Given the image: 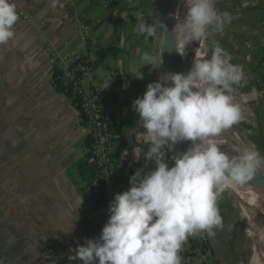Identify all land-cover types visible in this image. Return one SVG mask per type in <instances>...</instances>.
Listing matches in <instances>:
<instances>
[{"label":"crops","instance_id":"crops-1","mask_svg":"<svg viewBox=\"0 0 264 264\" xmlns=\"http://www.w3.org/2000/svg\"><path fill=\"white\" fill-rule=\"evenodd\" d=\"M14 2L20 17L15 43L0 45V259L4 264H82L69 257L85 238L100 236L115 194L129 188V178L137 169L146 173L155 167L144 160L149 144L132 102L143 95L148 83L156 82L165 13L160 0H124L120 11L106 0H80V12L102 20L93 33L98 89L103 95L121 91L124 98L122 140L107 183L110 197L106 206L100 201L92 207L90 220L82 222L85 179L79 163L87 161V131L73 99L56 88L48 57L50 47L61 48L67 42L70 49L81 47L78 17L64 18V0L55 9L51 0ZM215 6L233 17L217 37L244 73L234 92L244 110L236 126H243L264 151V0H215ZM20 13L32 17L24 19ZM145 20L161 25L155 37L146 38L139 31ZM145 52L153 58L150 63L141 60ZM29 56L35 67L27 66ZM139 72L143 79L136 78ZM175 151L183 152L178 145ZM218 207L221 213L220 203ZM228 218L224 214L222 226L212 236H189L181 251L203 238L210 247L205 264H234L244 240ZM10 236L15 237L11 245ZM49 242L66 260L42 255Z\"/></svg>","mask_w":264,"mask_h":264},{"label":"clouds","instance_id":"clouds-1","mask_svg":"<svg viewBox=\"0 0 264 264\" xmlns=\"http://www.w3.org/2000/svg\"><path fill=\"white\" fill-rule=\"evenodd\" d=\"M181 2L186 9L183 17L170 18L175 20L171 28L174 50L182 55L192 42L205 40L209 29L223 32L233 19L216 8L215 0ZM59 3L51 0L50 7L55 9ZM19 18L14 0H0V45L15 43ZM160 26L145 20L139 31L152 38ZM152 59L147 52L141 57L146 63ZM231 60L219 44L210 58L195 53L187 74H168L169 86L160 80L148 83L143 95L132 102L149 144L144 160L155 167L146 173L137 169L130 176L129 188L109 202L110 215L100 236L85 238L69 259L82 264H183L180 252L189 236H212L222 226L217 203L221 193L264 172L259 150L235 147L232 155L221 150L220 134L244 118L234 96L244 73ZM26 64L36 66L32 56ZM136 78L143 79V74L139 72ZM184 141L191 146L175 151V145ZM14 242L10 236L8 244Z\"/></svg>","mask_w":264,"mask_h":264},{"label":"built area","instance_id":"built-area-1","mask_svg":"<svg viewBox=\"0 0 264 264\" xmlns=\"http://www.w3.org/2000/svg\"><path fill=\"white\" fill-rule=\"evenodd\" d=\"M66 13L64 18L78 17L79 49H70L69 43L61 48L48 49L49 61L60 77L80 111L82 124L86 128L88 145L86 159L93 169L90 178L82 182L85 198L80 209L82 222L90 220V210L101 201L102 195L110 197L107 188L110 170L117 159L118 137L123 123L124 98L121 91L103 95L96 84V62L93 53L96 51L94 29L101 19H90L80 12V0H64ZM109 5H118L120 0H106ZM24 19H30L20 13ZM103 189L105 192L103 193ZM42 255L52 256L60 261L66 260L58 253L52 243L43 247ZM183 264H205L209 260L210 247L203 238H196L189 249L180 253Z\"/></svg>","mask_w":264,"mask_h":264},{"label":"rangeland","instance_id":"rangeland-1","mask_svg":"<svg viewBox=\"0 0 264 264\" xmlns=\"http://www.w3.org/2000/svg\"><path fill=\"white\" fill-rule=\"evenodd\" d=\"M123 5L124 0H120L119 6L115 4L112 6H115L117 11H120ZM101 9V11L104 10V8ZM217 36L218 32L215 31L214 28L209 29L207 38L203 40L205 45V56H207L208 58H210L211 56L212 49L217 44H219ZM160 47L161 45L157 49L158 57L160 53ZM97 50L98 48L96 45V51ZM154 75L156 78L157 70L155 71ZM234 96L236 97L235 94ZM223 132L228 133L230 137H232L235 141H237L235 138H239L243 143L250 144L253 148L259 150L261 155L264 156V151L260 149L258 143L251 141V137L245 133V128L243 126L237 127L235 124L231 128L224 130ZM243 195H247L251 200H264L263 194L251 193L247 190V188L244 187V185H242L232 186L226 189L223 193H221L218 198L219 202H217L221 205L220 214L222 219L224 218V214L228 215L229 218H231L230 222L231 220L232 222H235L237 230L239 231L238 234L241 235L242 239L244 240L242 254L235 257L234 264H264V220L261 219L260 216H258L251 207L247 206L244 203L242 199Z\"/></svg>","mask_w":264,"mask_h":264},{"label":"bare ground","instance_id":"bare-ground-1","mask_svg":"<svg viewBox=\"0 0 264 264\" xmlns=\"http://www.w3.org/2000/svg\"><path fill=\"white\" fill-rule=\"evenodd\" d=\"M163 11L166 16H174L176 15L180 9L184 6L181 0H160ZM195 53L198 56H205V45L204 41L198 42H192L187 48L185 54H180L177 51H174L172 55L171 64L168 70V74H174V73H184L187 74L188 71L192 67L193 59L195 57ZM167 74V75H168ZM171 84V81L166 80V86H169ZM220 138L223 140V144L226 145L230 150L233 151L235 147H243V146H251L250 144H245L242 142L241 139L235 138L237 141L233 140L232 137L228 133L222 132L220 134ZM252 147V146H251ZM245 188H247L248 191L251 193L256 194H263L264 192V185L260 183H247L244 185ZM264 195V194H263ZM244 203L251 207L254 212L260 216L261 219L264 220V200H251L247 195H243L242 197ZM261 228V227H260ZM263 230V228H262ZM258 231V230H257ZM261 231V230H260ZM264 234V233H263ZM261 246V244H260ZM264 257V256H263ZM256 263V261H255Z\"/></svg>","mask_w":264,"mask_h":264},{"label":"water","instance_id":"water-1","mask_svg":"<svg viewBox=\"0 0 264 264\" xmlns=\"http://www.w3.org/2000/svg\"><path fill=\"white\" fill-rule=\"evenodd\" d=\"M186 11L185 7L183 6L180 11L177 13V20L180 19V17H183V13ZM164 23H166L168 30H166L164 26V35L162 40V45L160 49V56H159V65H158V72L156 76V81H162L166 86V79L165 77L168 74V70L171 64L172 55L174 53V41H173V35L171 32V28L174 26L175 20H170L168 16H164ZM162 60V64L160 61ZM235 141V140H234ZM236 143V141H235ZM180 149L183 151L187 150L188 147L191 146L189 141H184L177 144ZM221 150L227 152L229 155L234 154L232 150H230L226 145L221 146ZM260 183L264 185V172L257 173L254 175L253 179L250 181V183ZM105 192V189H103V193ZM264 194V192H263ZM108 200L107 195H102L101 202L103 205L106 206Z\"/></svg>","mask_w":264,"mask_h":264},{"label":"trees","instance_id":"trees-1","mask_svg":"<svg viewBox=\"0 0 264 264\" xmlns=\"http://www.w3.org/2000/svg\"><path fill=\"white\" fill-rule=\"evenodd\" d=\"M53 78H54V84L56 85V88L61 92H66L71 97L69 92L66 90V87H65V85H64V83L60 77V73L55 69L53 71ZM73 102H74V100H73ZM121 140H122V138H121V136H119L118 142H121ZM118 149L119 148H117V151H119ZM79 168H80V172H81L84 179H88L91 177L93 169L88 164V161H81L79 163Z\"/></svg>","mask_w":264,"mask_h":264}]
</instances>
